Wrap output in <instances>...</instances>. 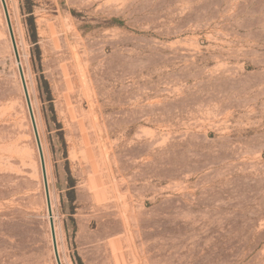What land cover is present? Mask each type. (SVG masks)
I'll use <instances>...</instances> for the list:
<instances>
[{"label": "rangeland", "instance_id": "374dc122", "mask_svg": "<svg viewBox=\"0 0 264 264\" xmlns=\"http://www.w3.org/2000/svg\"><path fill=\"white\" fill-rule=\"evenodd\" d=\"M62 264H264V0H6ZM0 264H57L0 0Z\"/></svg>", "mask_w": 264, "mask_h": 264}, {"label": "water", "instance_id": "95a60500", "mask_svg": "<svg viewBox=\"0 0 264 264\" xmlns=\"http://www.w3.org/2000/svg\"><path fill=\"white\" fill-rule=\"evenodd\" d=\"M1 3H2L3 9H4V13H5L8 29H9V34H10V38H11V42H12V45H13L16 61H17L18 67H19L20 78H21V81H22L24 94H25V98H26V102H27L30 118H31V121H32L33 129H34L36 143H37V147H38V151H39V155H40L43 182H44V189H45V195H46V201H47V210H48V215H49V219H50V228H51V234H52V241H53L55 259H56V263L57 264H62L60 256H59L58 245H57L55 223H54V219H53V210H52V204H51V197H50V191H49V184H48V177H47V170H46L44 152H43V148H42V144H41V140H40V136H39V132H38V128H37V124H36V120H35L32 104H31V99H30V96H29V92H28V88H27V84H26V80H25V76H24V72H23V69H22V66H21L20 55H19L17 44H16V39H15V35H14V31H13V27H12V23H11V19H10V15H9V11H8L6 0H1Z\"/></svg>", "mask_w": 264, "mask_h": 264}]
</instances>
